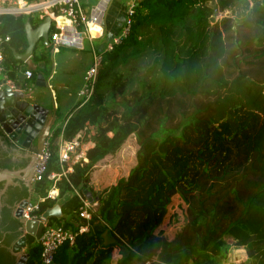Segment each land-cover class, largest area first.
I'll list each match as a JSON object with an SVG mask.
<instances>
[{
    "label": "trees",
    "instance_id": "1",
    "mask_svg": "<svg viewBox=\"0 0 264 264\" xmlns=\"http://www.w3.org/2000/svg\"><path fill=\"white\" fill-rule=\"evenodd\" d=\"M216 12L230 16L216 19L208 30L205 55L199 63L201 82L223 88L245 80L248 106L231 104L216 121L200 116L197 109L181 114L174 126H166L158 118L154 129L136 138L135 163L126 175L101 189L87 221L79 218L80 200L74 190L94 195L90 173L95 164L147 125L168 77L162 70L167 51L176 48L171 54L172 66L181 64L184 31L196 30ZM25 21L32 28L40 23L31 15L0 14V35L9 37L2 45V66L15 83L22 81L16 69L23 63L14 59L12 51L21 54L26 49ZM165 30L178 38L170 49L164 47ZM52 32L50 27L48 39ZM47 48L42 42L34 46L31 60L42 66L30 68L28 82L38 71L47 75ZM94 52L99 61L91 94L71 106L62 126L52 130L45 173L31 183L33 199L44 197L52 185L46 176L60 170L54 142L58 134L65 142L81 131V140L93 143L85 152L87 161L74 164L72 172L53 183L57 199L71 195L61 205L62 217H48L47 222L75 233L73 243H63L53 261L130 264L155 255L162 264H219L230 239L232 245L246 251L242 264H264V179L239 199L241 209L231 220L216 218L215 200L211 208L204 206L211 193L200 197L203 192L198 189L200 183L210 187L237 174L253 153V138L264 115V0H138L125 36L109 50ZM194 195L197 199L191 203L188 198ZM174 197L185 204L186 229L167 238L161 229L166 220L176 221V214H167ZM54 202H38L35 213L40 215ZM85 223L87 231L77 233ZM24 238L25 264H41L39 245L28 234Z\"/></svg>",
    "mask_w": 264,
    "mask_h": 264
},
{
    "label": "rangeland",
    "instance_id": "2",
    "mask_svg": "<svg viewBox=\"0 0 264 264\" xmlns=\"http://www.w3.org/2000/svg\"><path fill=\"white\" fill-rule=\"evenodd\" d=\"M228 14V12H225V15ZM216 19L219 18L214 16L212 23ZM212 23L207 21L200 27L195 28L196 30L184 31L181 36V39L184 41L181 51L184 61L181 64L172 66L171 54L176 52V48L172 51H167L169 56L167 55L162 70L168 77L165 80L158 103L152 107L147 125L137 135H130L116 152L106 155L95 164L90 173L92 191H100L102 188L113 183L117 178L126 175L127 171L135 163L136 138L143 137L150 129H154L158 118H163L166 126H174L181 114L190 113L192 110L197 109L200 112V116L209 117L216 121L221 117L225 108L231 104L243 102L248 106V101L244 97L245 80H240L223 88H217L209 84L205 85L201 82L199 63L205 55L207 34ZM162 36L166 49L174 47L172 45L173 42L178 40L177 37L167 30L163 31ZM92 44L94 46L90 44L88 46V43L84 40V48L81 50L59 47L56 50L59 53L54 52L51 54L50 48L45 49V52L47 51L48 54V62L46 63V83L48 89L34 87L32 92L36 102L41 104L56 102L58 112H60V116L56 122H61L66 111L65 109L72 104L75 98V90L80 81L81 73L90 59L89 52H91L92 48L95 49L97 47L96 41L93 40ZM61 80L66 82V86L58 88L56 83H59ZM263 179L264 115L261 117L259 128L253 138V153L248 163L237 174L226 179L221 184L215 183L208 187L200 183L198 189L203 194L200 193L199 195L200 197H204L205 192H210L212 197L213 194V198L210 197L208 199L209 202L207 204L204 203V206L207 209L211 208L212 201L215 200L213 207L216 218L231 220L241 209L239 199L244 198ZM30 199L33 201V197ZM188 199L191 203H194L197 198L194 195ZM184 210L185 204L181 203L178 197H174L173 204L167 214L171 216L172 214H176V221H172L171 219L169 221L166 220L161 229L162 233L166 232L167 238H171L173 233L180 228L182 231H185L186 215L184 214ZM187 218L188 220L190 219L189 215ZM259 222L261 223V221Z\"/></svg>",
    "mask_w": 264,
    "mask_h": 264
},
{
    "label": "built area",
    "instance_id": "3",
    "mask_svg": "<svg viewBox=\"0 0 264 264\" xmlns=\"http://www.w3.org/2000/svg\"><path fill=\"white\" fill-rule=\"evenodd\" d=\"M109 0H0V14H23L26 16H35L38 21H42L44 17L50 19V27H53V32L50 35V41H52L55 50L57 45L83 49V36H86L87 40H91L90 29L92 27H98L100 29L99 34L102 32L100 25L102 15ZM133 13V4H130L124 14L123 23L118 35L109 40L104 48L109 50L112 44H115L119 39L128 31L130 26V19ZM225 15L221 12H216L214 16L217 18ZM58 19H62L63 22H59ZM49 27V29H50ZM83 34V35H82ZM9 40L7 35H0V86L4 83L8 85L9 89L18 94H29L32 90L33 84L28 82L31 77V69L18 67L16 74L21 76L22 81L15 83L14 80L8 78L4 73L2 66V45ZM92 61L85 68L82 74V84L76 92L80 102H84L91 94L93 83L96 76V70L99 61V55L95 54L93 48ZM52 133V132H51ZM51 135L49 136V138ZM59 137V140L57 138ZM82 132L78 131L70 140L62 142L61 134L54 139L57 145V157L59 163V172H50L46 178L52 182V185L46 190L44 197H36L33 201H29L25 208V220H37L40 215L35 211L38 209V202L44 199L56 200L57 189L53 183L65 177L67 173L72 172V166L76 163L81 164L87 161L85 152L87 149L93 146L90 140H81ZM49 138L44 142L40 153L37 156V162L34 165L32 172V182L41 180L46 170V161L50 154L51 142ZM75 194L80 200V205L77 210L79 218L87 221L90 218L91 212L95 211L97 206L96 200L88 201L86 199V192L83 190L78 193L74 190ZM42 223V230L37 239L36 244L39 245V259L41 264H58L53 261L56 250L63 244L67 243L71 245L74 241L75 233L68 229H64L61 225L56 223H48L47 219H40ZM88 225L85 223L80 225L77 229V233L87 231ZM163 235L165 232L162 233ZM229 247L225 257L220 260L219 264H242L246 259V251L243 247L235 246L231 244V240L228 239ZM162 264L157 260L155 255L150 256L143 261H132L130 264Z\"/></svg>",
    "mask_w": 264,
    "mask_h": 264
},
{
    "label": "water",
    "instance_id": "4",
    "mask_svg": "<svg viewBox=\"0 0 264 264\" xmlns=\"http://www.w3.org/2000/svg\"><path fill=\"white\" fill-rule=\"evenodd\" d=\"M208 20L212 23L214 17L211 16ZM100 25L102 27V21ZM49 27L50 19L47 16L35 28L25 21L24 33L27 46L21 54H15L12 51L14 59L25 63L32 70L40 68L41 62H36L34 65L30 56L34 45L39 40H42L44 47L52 43L48 39ZM34 85L37 88L48 89L46 80L39 71L35 74ZM44 105L39 102H28L22 98V94L11 91L4 83L0 86V129L12 141L17 135L16 143L31 153H24L9 146V139L0 137V264H25L28 254L22 252L25 247L24 235L28 234L37 239L42 230L40 219L62 217L61 205L71 195L66 193L63 197L56 199L51 207L40 214L39 219L25 220V208L28 201L26 181L31 177L38 159L36 155L41 151L42 141L50 126V123L44 125L45 135L36 146H32L31 141L46 117L47 109ZM24 139V143H21ZM100 191L95 190L92 195L90 191L85 190L86 199L97 200Z\"/></svg>",
    "mask_w": 264,
    "mask_h": 264
},
{
    "label": "crops",
    "instance_id": "5",
    "mask_svg": "<svg viewBox=\"0 0 264 264\" xmlns=\"http://www.w3.org/2000/svg\"><path fill=\"white\" fill-rule=\"evenodd\" d=\"M96 0H91V2H95ZM138 0H109L106 8H105V11L102 15V18H101V21L103 22V25H102V32L100 35L97 36V33H98V30H93L92 31V39L91 40H87L86 36H83V40H82V43L83 41L85 40L87 43H88V46L89 44L91 46H94L92 43H93V40L96 41V46L95 47V51L98 52L99 50H102L104 48V45L109 41L111 40V38H113L114 36L118 35L120 29H121V26H122V23H123V18H124V14H125V10L126 8L130 5V4H134L135 2H137ZM34 17V16H32ZM59 22H63L62 19H58ZM107 38V39H106ZM110 38V39H109ZM106 39V40H105ZM40 42H42V40H39L35 45H38ZM34 45V46H35ZM50 46H48V48L51 49L52 53L56 52L55 48H54V45L53 43H50L49 44ZM61 48V47H64V46H60V45H57L56 48L58 50V48ZM68 48V47H67ZM84 48V47H83ZM73 49V48H72ZM81 50V49H80ZM92 50V49H91ZM56 53H59V52H56ZM89 62L85 65L83 71L85 70V68L91 63L92 61V52H89ZM31 58V56H30ZM32 61V60H31ZM23 63V62H22ZM25 65V63H23ZM23 64H21L19 67H24V68H29L28 66H24ZM40 65L42 66V62L40 63ZM30 69V68H29ZM83 71L81 73V77H80V81L79 83L77 84V87H76V90H75V98L74 100L72 101V104L69 105L67 107V109H65V113L64 115L66 114V112L71 108V106H73L75 103H77L79 101V98L77 97L76 95V92L78 91L79 87L81 86L82 84V74H83ZM44 78L45 80L47 81V75L45 76L44 75ZM49 79V77H48ZM33 84V87H32V90L33 88L35 87L34 85V80L31 82ZM56 86L58 88H62V87H65L66 86V82L61 80L59 81V83H56ZM29 93V94H23L22 95V98L27 100L28 102H31V103H36V100L34 99L33 97V92ZM46 108L48 106V108H51L52 107V110H55L56 114H57V118L60 116V112H58V106L55 103L52 102V106H50V103H44ZM50 106V107H49ZM56 106V107H55ZM63 115V116H64ZM57 121V120H56ZM55 121V124H54V127L53 129L57 128L58 126H62L63 122L61 120V122H56ZM57 140H59V137L57 138ZM95 167V166H94ZM33 197L32 194L30 195V198ZM36 197L34 196V199ZM30 201H32L30 199ZM34 243L35 242V239H33ZM107 242V240H106ZM26 246L23 248L22 252L23 253H26Z\"/></svg>",
    "mask_w": 264,
    "mask_h": 264
},
{
    "label": "flooded vegetation",
    "instance_id": "6",
    "mask_svg": "<svg viewBox=\"0 0 264 264\" xmlns=\"http://www.w3.org/2000/svg\"><path fill=\"white\" fill-rule=\"evenodd\" d=\"M45 48H47V47H45ZM32 62H33L34 65H36V62H34V61H32ZM45 108H46V106H45ZM46 109H47L46 117L44 119L43 124L41 125V128H39L37 134L35 135V137L31 141L32 146H36L37 143H38V141L45 135V133H44L45 132L44 131L45 128H43L44 125H47L48 123H50V126H49L48 131H47V135L44 137V139L42 141V146H43L44 142L51 135V132H52L53 127H54V124H55V121L57 120V114H56L55 110L53 111L51 108H48V106H47ZM53 113H54V115H53ZM0 137L5 138V139H9V146L14 147V148H16L17 150H19L21 152L30 153L29 151H27L22 146H20V145H18L16 143V141H17V135L15 136L14 141H12V140H10L9 136H7L6 134H4L1 131V129H0ZM24 141H25V139L24 140H21V143H24ZM31 178H32V174H31L30 179L28 178V180L26 181V184H28V201H27V203L30 201V195H31V191H30V189H31Z\"/></svg>",
    "mask_w": 264,
    "mask_h": 264
},
{
    "label": "bare ground",
    "instance_id": "7",
    "mask_svg": "<svg viewBox=\"0 0 264 264\" xmlns=\"http://www.w3.org/2000/svg\"><path fill=\"white\" fill-rule=\"evenodd\" d=\"M93 30H98V33H97V36H98L100 29H99L98 27H92V28L90 29V34H91V36H92V31H93Z\"/></svg>",
    "mask_w": 264,
    "mask_h": 264
},
{
    "label": "clouds",
    "instance_id": "8",
    "mask_svg": "<svg viewBox=\"0 0 264 264\" xmlns=\"http://www.w3.org/2000/svg\"><path fill=\"white\" fill-rule=\"evenodd\" d=\"M214 17V16H213Z\"/></svg>",
    "mask_w": 264,
    "mask_h": 264
}]
</instances>
